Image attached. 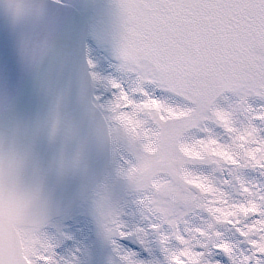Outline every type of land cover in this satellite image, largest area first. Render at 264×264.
I'll return each instance as SVG.
<instances>
[{"label": "snow or ice", "instance_id": "1", "mask_svg": "<svg viewBox=\"0 0 264 264\" xmlns=\"http://www.w3.org/2000/svg\"><path fill=\"white\" fill-rule=\"evenodd\" d=\"M122 7L143 54L193 71L183 97L146 90L199 104L198 140L211 149L190 166L197 182L183 184L182 198L163 213L132 200L119 247L143 264H264V0H122ZM134 79L111 81V103ZM42 264H61L53 248Z\"/></svg>", "mask_w": 264, "mask_h": 264}, {"label": "water", "instance_id": "2", "mask_svg": "<svg viewBox=\"0 0 264 264\" xmlns=\"http://www.w3.org/2000/svg\"><path fill=\"white\" fill-rule=\"evenodd\" d=\"M42 7L21 23L0 14V138L28 153L25 173L13 162L0 176V264H26L15 226L67 215L110 160L108 128L91 103L82 60L87 21Z\"/></svg>", "mask_w": 264, "mask_h": 264}, {"label": "rangeland", "instance_id": "3", "mask_svg": "<svg viewBox=\"0 0 264 264\" xmlns=\"http://www.w3.org/2000/svg\"><path fill=\"white\" fill-rule=\"evenodd\" d=\"M59 1L71 4L83 13L88 12L92 2L91 0ZM90 20L89 40H91L90 45L93 50L96 79L93 88L94 98L108 118L113 138L110 172L101 183L103 194L106 195V198L112 194V197L117 196L121 192L117 193V187L122 178L132 181L142 178L147 181L146 177L152 176L150 166H159L160 170L171 172L174 176L166 177L163 173L161 182H158L157 185L153 186L152 184V187H147L141 195L137 194L135 198L120 195L117 198L114 197L108 201V208L103 206L104 201L94 198L93 204L90 206L93 214L90 216L95 220L88 218L86 214L84 216L79 213L70 221H67L68 218L65 219L66 223L61 225L64 227L67 239L73 243V247L64 248V251L53 248L57 239L53 237L54 231L51 227L55 225L46 227L39 234L37 231H31V235L36 237L25 236L23 241H26L25 251L29 255L27 258L33 264H42V261H48L52 248L57 251H55L56 258L61 264L63 260L72 262V264H82L83 256H85V262H89L92 257L90 256L91 251L98 254L97 261L105 264H143L130 254H125L119 247L118 238L126 235L123 229L126 227L125 219L127 217H124L122 213L129 211L132 200L138 202L139 199L147 200V204H151L150 208L148 206L145 208L163 213L168 208V201L182 198V186L177 184L179 181L188 184L197 182V178L189 174V162L200 160L203 152L211 149V145H203L198 140L200 127L205 120L199 104L155 99L146 90L148 86L154 85L158 88H166L177 96L183 97L190 90L193 71L184 68L179 71L181 66L172 61L170 65L168 64L170 61H166L164 64L161 54L155 57L143 54V49L137 48L132 41L135 24L131 20L127 22L122 0H95L94 13L90 16ZM176 66L178 68H175ZM171 67L175 69L172 70ZM129 75L135 77L134 88L131 92L121 90L119 97L111 103L114 97L111 81H123ZM114 86L119 87V84ZM182 92L183 95H181ZM137 95H142L144 99H136ZM179 116H184V126L190 128L187 130L194 131L192 139H188L186 143L177 141L166 152H161L158 141L160 127L170 124L172 119L176 120ZM144 129L145 131L148 129L149 134L152 135L149 136L150 138L142 132ZM120 139H122L121 142ZM149 153L155 157H149ZM144 170L146 171L141 176ZM198 170L208 171L209 169L199 166ZM256 175L257 173L249 172L250 177ZM116 221H118V226L114 225ZM55 224L58 225V222ZM92 225L99 229V241L97 237H93ZM104 231H109L110 234H106ZM112 234L116 237V241L111 237ZM85 235L87 238L84 237ZM77 240L84 241L85 249H83L81 257L79 254L82 253L81 247H75ZM110 241L112 243L109 244ZM92 244H94L93 248H89ZM73 250L74 252H72ZM116 251L118 259L115 257ZM71 255L76 259L70 258ZM156 256L162 258L159 252H156ZM141 258L149 257L145 255Z\"/></svg>", "mask_w": 264, "mask_h": 264}, {"label": "clouds", "instance_id": "4", "mask_svg": "<svg viewBox=\"0 0 264 264\" xmlns=\"http://www.w3.org/2000/svg\"><path fill=\"white\" fill-rule=\"evenodd\" d=\"M42 5L43 0H0V14L6 15L13 23H21L31 16H39L43 10ZM179 136L178 127L174 125L162 126L158 137L161 152H166L178 141ZM13 162L18 164L25 173L28 163L26 149L22 145L8 149L5 147L3 139L0 138V176L7 172Z\"/></svg>", "mask_w": 264, "mask_h": 264}, {"label": "bare ground", "instance_id": "5", "mask_svg": "<svg viewBox=\"0 0 264 264\" xmlns=\"http://www.w3.org/2000/svg\"><path fill=\"white\" fill-rule=\"evenodd\" d=\"M51 23H53V22L51 21ZM58 24H59V27H60V26H62V27L64 26V24H62V23H59V22H58ZM48 25H49V24H48ZM73 50H76V49H73ZM74 52H76V51H74ZM15 232H16V236L18 237V233H17V231H15ZM16 245H17V241H16Z\"/></svg>", "mask_w": 264, "mask_h": 264}]
</instances>
